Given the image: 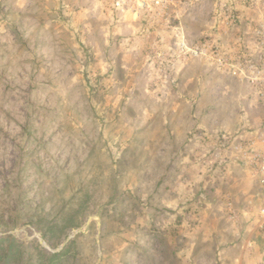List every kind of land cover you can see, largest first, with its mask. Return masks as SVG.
Listing matches in <instances>:
<instances>
[{
  "label": "rangeland",
  "instance_id": "374dc122",
  "mask_svg": "<svg viewBox=\"0 0 264 264\" xmlns=\"http://www.w3.org/2000/svg\"><path fill=\"white\" fill-rule=\"evenodd\" d=\"M117 1L0 0V264H264L263 189L215 167L264 103L184 46L264 0Z\"/></svg>",
  "mask_w": 264,
  "mask_h": 264
},
{
  "label": "built area",
  "instance_id": "2783aa9c",
  "mask_svg": "<svg viewBox=\"0 0 264 264\" xmlns=\"http://www.w3.org/2000/svg\"><path fill=\"white\" fill-rule=\"evenodd\" d=\"M149 1L156 4L161 2ZM117 3L120 4L121 1L118 0ZM221 8L235 11L238 7L222 4ZM235 43L236 46L228 50L223 43H212L205 37L191 48L186 43L184 46L190 54L199 56L206 62L215 63L220 69L249 86L251 95L264 103V18L255 22L250 21L236 36ZM228 159L245 167L251 178L264 191V117L261 123L243 126L235 133L228 131L218 133L216 164L226 167ZM251 202L248 200L249 205ZM231 204L230 198L229 205ZM259 213L264 224V207H261Z\"/></svg>",
  "mask_w": 264,
  "mask_h": 264
},
{
  "label": "trees",
  "instance_id": "16d2710c",
  "mask_svg": "<svg viewBox=\"0 0 264 264\" xmlns=\"http://www.w3.org/2000/svg\"><path fill=\"white\" fill-rule=\"evenodd\" d=\"M217 169H218V171L221 173V172H225L226 170H227V168L226 167H222V166H218V165H216L215 166ZM67 254V250H63V251H60V252H58V253H54L53 255H52V259L54 260V261H56V260H61V258L63 257V256H65Z\"/></svg>",
  "mask_w": 264,
  "mask_h": 264
},
{
  "label": "water",
  "instance_id": "95a60500",
  "mask_svg": "<svg viewBox=\"0 0 264 264\" xmlns=\"http://www.w3.org/2000/svg\"><path fill=\"white\" fill-rule=\"evenodd\" d=\"M91 219H92V217H90V218L88 219V221H87V225L90 224ZM98 219H99V218H98ZM99 222H100V220H99ZM82 231H83V230H82ZM40 242H41L42 244H45L44 239H40ZM99 261H100V260H98L97 264L99 263Z\"/></svg>",
  "mask_w": 264,
  "mask_h": 264
},
{
  "label": "crops",
  "instance_id": "0c3cea01",
  "mask_svg": "<svg viewBox=\"0 0 264 264\" xmlns=\"http://www.w3.org/2000/svg\"><path fill=\"white\" fill-rule=\"evenodd\" d=\"M240 82V81H239ZM241 84H243L244 85V83H242V82H240ZM247 86V85H246ZM254 100H257V99H255L254 98ZM243 116V115H242ZM253 179V178H252ZM255 181V180H254ZM249 200H251V199H249ZM252 201V200H251ZM232 202H233V199H232Z\"/></svg>",
  "mask_w": 264,
  "mask_h": 264
}]
</instances>
